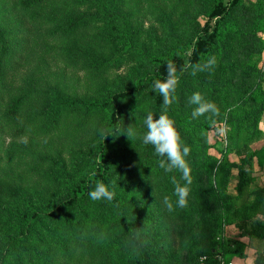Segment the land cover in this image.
Returning a JSON list of instances; mask_svg holds the SVG:
<instances>
[{
    "label": "trees",
    "instance_id": "obj_1",
    "mask_svg": "<svg viewBox=\"0 0 264 264\" xmlns=\"http://www.w3.org/2000/svg\"><path fill=\"white\" fill-rule=\"evenodd\" d=\"M3 4L0 264L219 263L228 251L215 237L236 198L228 191L229 166L218 187L212 183L217 160L207 153L205 133L232 115L257 130L264 0ZM128 63L130 73L115 77ZM169 63L176 84L164 105L152 85L166 79ZM75 78L78 87L68 83ZM194 93L217 111L193 117ZM149 112L170 117L190 148L184 207L174 195L175 184L185 183L180 172L160 168L163 158L142 143ZM129 126L132 140L123 134ZM240 175L238 195L247 184L242 169ZM96 182L115 184L111 202L88 198ZM260 200L264 189L250 210L261 208ZM254 264H264V255Z\"/></svg>",
    "mask_w": 264,
    "mask_h": 264
},
{
    "label": "rangeland",
    "instance_id": "obj_2",
    "mask_svg": "<svg viewBox=\"0 0 264 264\" xmlns=\"http://www.w3.org/2000/svg\"><path fill=\"white\" fill-rule=\"evenodd\" d=\"M3 1L0 0V5ZM145 26L149 28L151 25L146 23ZM261 35L264 39V31ZM258 61L259 67L264 71V53ZM128 65L129 63L113 70L114 76L126 77L130 73ZM56 68L57 66L53 70ZM22 73L25 74L26 71L23 70ZM66 74L68 77L72 76L70 70ZM20 76L15 78V82L19 81ZM68 83L78 87L76 78L73 81L68 80ZM205 138L209 145L207 153L217 160L214 169L216 176L212 180L214 187L219 185L222 169L229 166L228 191L236 198L224 231L215 237L217 243H225L228 251L225 256H218L220 260L217 264H254L259 254L264 255V237L259 236V233L264 232V201L260 200L261 208L250 210L256 198V191L264 189V112L255 132L240 127L232 115V122L229 119L216 122L205 133ZM9 141L7 139L5 146ZM240 169L245 172L247 184L238 195ZM219 248L220 245L218 250Z\"/></svg>",
    "mask_w": 264,
    "mask_h": 264
},
{
    "label": "clouds",
    "instance_id": "obj_3",
    "mask_svg": "<svg viewBox=\"0 0 264 264\" xmlns=\"http://www.w3.org/2000/svg\"><path fill=\"white\" fill-rule=\"evenodd\" d=\"M212 63V61H209ZM176 80L174 77V69L171 63L167 66V77L164 80H157L152 85L153 90L158 92L163 97L164 105L172 102L174 97L171 94L175 90ZM191 102L198 105L194 109L192 116L198 117L203 115L206 111L215 113L217 110L211 103H202L199 93H194L191 97ZM146 131L143 133L141 139L145 145H151L158 157H162L159 161V167L166 172L177 170L181 174V179L185 182L184 185L175 184L174 195L176 196V206L184 207L187 203L188 190L186 185L190 184V168L187 162V157L190 153V148L187 144L181 141L179 133L176 129L174 121L165 113L153 116L151 112L147 113L144 121ZM123 134H126L129 139L133 136V129L129 126ZM132 140V139H131ZM115 184L110 182L105 184L103 182H96L94 186L90 187L87 196L91 201H107L111 202L114 199ZM164 202L171 210L172 204L169 203L168 198H164Z\"/></svg>",
    "mask_w": 264,
    "mask_h": 264
}]
</instances>
